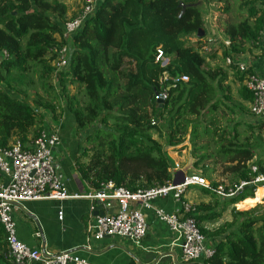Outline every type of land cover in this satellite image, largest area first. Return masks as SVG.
<instances>
[{"label": "trees", "instance_id": "1", "mask_svg": "<svg viewBox=\"0 0 264 264\" xmlns=\"http://www.w3.org/2000/svg\"><path fill=\"white\" fill-rule=\"evenodd\" d=\"M213 10L233 12L232 20L219 21L228 43L220 48L223 64L260 49L264 0H101L68 40L64 25L77 14L69 15L64 0H0V55H7L0 59V148L33 143L47 131L45 113L58 120L65 107L75 121L74 136L83 135L75 156L83 190L111 182L135 193L166 186L174 177L171 159L150 133L164 136L170 148L188 136L193 170L211 187L246 183L230 198L202 188L210 202L186 214L205 240L214 241V255L203 264H264L262 206L243 212L234 207L261 187L252 182L264 175V123L249 119L243 101L250 104L252 97L242 85L244 74L219 65L217 51L208 49L203 14ZM58 46L68 49L60 71L54 65ZM157 48L168 61L163 67L154 62ZM227 71L242 102L226 84ZM164 75L188 81L172 84ZM162 93L165 99L158 97ZM202 140H211L214 158L226 164L227 183L215 181ZM228 207L230 222L214 230L203 226ZM0 264H12L1 225Z\"/></svg>", "mask_w": 264, "mask_h": 264}, {"label": "built area", "instance_id": "2", "mask_svg": "<svg viewBox=\"0 0 264 264\" xmlns=\"http://www.w3.org/2000/svg\"><path fill=\"white\" fill-rule=\"evenodd\" d=\"M101 0H80L81 7L77 16L67 22L63 28V38L68 40L78 32L86 20L94 11ZM208 49L216 46L207 40ZM224 46H228L225 42ZM260 50L263 62V72L251 71L250 67L242 60L235 57L225 59L226 66H234L244 74L242 85L250 93L252 100L249 110L252 116L264 121V24L260 36ZM53 52L56 54V70L60 71L66 65L68 49L66 46H58ZM5 53L0 59L6 57ZM237 57V56H236ZM164 59L160 48L156 49L154 62L160 63ZM162 80L176 84L187 82L185 76L170 78L164 75ZM158 97L165 99L166 93ZM59 145V138L54 133L44 131L40 137L29 144L22 145L15 141L10 146L0 148V174L7 178L6 184H0V225L6 236L8 256L12 264H89L74 252H61L49 254L37 248H30L20 242L16 235V226L13 218L14 207L25 201L40 200H65L70 197L66 194L60 181L53 157V150ZM252 172L256 168H251ZM175 174V173H174ZM255 184L264 186V175L254 178ZM246 183L241 182L235 189H226L222 186L211 185L197 174L183 175L179 185L173 186L172 182L161 188H155L144 192H129L122 187H116L108 182L101 185L97 191H93L82 198L92 201L91 211H96L99 205L104 210L102 216H96L89 228L90 239L94 242L109 239L128 240L138 245L146 234V223L143 209H151L150 203L157 198H164L171 194L175 200H180L186 188L196 186L207 189L219 198H230L236 194ZM192 211V206L181 202L180 210L168 213L162 209H155L157 220L168 228L178 242L180 259L178 264H203L204 260L214 255V249L207 247L205 239L200 233L196 221L187 217ZM62 214L59 213V219Z\"/></svg>", "mask_w": 264, "mask_h": 264}, {"label": "crops", "instance_id": "3", "mask_svg": "<svg viewBox=\"0 0 264 264\" xmlns=\"http://www.w3.org/2000/svg\"><path fill=\"white\" fill-rule=\"evenodd\" d=\"M65 4L68 7L69 15L73 12L77 14L81 7L80 0H74V4L71 5ZM212 32H216L217 37L221 40L219 46H217L218 48L213 49V51H217L218 55V50L220 51L219 48L225 45L226 39L222 28L218 30L214 28L211 34ZM209 35L207 34V36ZM234 57L244 61L251 71L263 72L260 49L253 50L250 54ZM210 64L213 65V63ZM224 66L226 65L224 64ZM227 74L228 81L226 84L230 87L233 98L242 102L237 91L235 93L233 91L234 87H239L238 82L235 81L229 71H227ZM243 104L249 108V102L243 101ZM254 121L264 123L263 120H258L257 118ZM74 124V118L65 107L62 117L58 120L53 119L49 113H47L46 117L45 113V130L56 134L59 138V145L53 150L56 173L63 184L66 194L70 197L80 196L81 198H69L61 201H25L15 205L13 218L18 240L30 248H37L49 254L74 252L89 264H178L180 259L178 242L166 225L157 220L154 210L162 209L168 213H173L180 210L181 202H186L191 206L208 204L210 197L203 192L202 188L190 186L186 188L180 200H175L169 194L164 198H157L152 201L150 203L151 209L146 210L140 206H135L143 212L146 223V234L138 245L128 240L109 238L98 242L92 241L89 228L94 218L98 216L96 215L97 212L98 214L104 213V210L98 205L95 208L96 211H91L92 201L82 198L91 192L86 193L80 186L75 170L78 139L74 136ZM28 145L26 144V146ZM186 151L181 153L182 156L179 163L175 162L173 172L180 171L183 175H200V173L193 170V163H191ZM7 181V178L0 174V184H6ZM206 181L209 183L207 179ZM255 193L254 198H256ZM254 198L246 200H254ZM242 202L234 206L241 212L248 211L249 209H246L247 206H250V209L257 205L264 206V195L259 197L252 206L250 204L238 206ZM99 207H101L100 210L98 209ZM230 209L231 207L226 208L219 218L211 222H205L203 226L214 230L224 223L230 222ZM60 212L62 216L59 219ZM206 246L214 249V241L206 240Z\"/></svg>", "mask_w": 264, "mask_h": 264}, {"label": "rangeland", "instance_id": "4", "mask_svg": "<svg viewBox=\"0 0 264 264\" xmlns=\"http://www.w3.org/2000/svg\"><path fill=\"white\" fill-rule=\"evenodd\" d=\"M65 3H67L68 5H71V4H74V0H64ZM221 5L219 6H215V8H218L220 7ZM70 7V6H69ZM203 18H204V21L206 22V28L208 30V35L210 33V35L208 37H210V41L212 43L215 44V48H218L217 46H219V43L221 42V40L217 37V33L216 32H212L211 34V31H214V28L215 29H220L222 24L219 23L220 20H232L233 18V12L231 13H223L219 10H213V11H209V12H205L203 14ZM196 39L195 38H191L190 39V42H194ZM220 49V48H219ZM221 51V49H220ZM220 51L218 50V60H217V63L221 66H224V64L221 62V54H220ZM166 60V58H164L161 62H160V65L163 67L167 64V62H165V64H162L164 61ZM210 63H213V62H210ZM216 63V62H215ZM55 65V64H54ZM233 86V85H232ZM75 88H71L70 87V91L71 93H74ZM237 87H234V93L235 91H237ZM226 116H229L231 117L230 113L227 111L226 112ZM46 117H47V113H46ZM250 120H252V118L250 117L249 118ZM256 118L253 116V120H255ZM225 124V123H224ZM164 128H162V132H164ZM151 138L159 143L162 144V147L164 148V150L166 151L168 157L171 159L172 161V165H173V168L175 169V162L179 163V160L181 159V156L184 151H186L188 154V157L189 159L191 160V163L194 162V160L191 158L190 156V144H189V141H188V136L184 139V143H182L180 146H177L175 148H169L165 145V142H164V136L159 137L157 134H155L154 132H151ZM81 137H83L82 134H77L76 135V139H80ZM198 143H200V145H204L206 144V147H208V150L207 152L210 153V155H212V158L209 159L207 161V165L212 166L213 167V170H214V173H213V177L215 178V181L216 182H221V183H227L226 179H227V176L225 175V172L224 171V167H226V164L223 163V161L221 160H217L216 158H214V154H215V147L214 145L212 144V141H198ZM184 148V149H182ZM182 149V150H181ZM181 150V151H180ZM213 162H217L216 165H213L212 163ZM76 170V169H75ZM192 171V169H191ZM210 183V182H209ZM225 185H223L222 187H224ZM225 188V187H224ZM264 194V193H263ZM257 206H261V205H257ZM255 206V207H257ZM254 207V208H255ZM236 209V207H235ZM246 209H249L250 210V206H247ZM253 209V208H252ZM262 209L264 210V206H262ZM237 210V209H236ZM243 212V211H242ZM205 244H206V240H205Z\"/></svg>", "mask_w": 264, "mask_h": 264}, {"label": "water", "instance_id": "5", "mask_svg": "<svg viewBox=\"0 0 264 264\" xmlns=\"http://www.w3.org/2000/svg\"><path fill=\"white\" fill-rule=\"evenodd\" d=\"M203 34H204V31H203V30H200V33L197 35V37L199 38V37L202 36ZM165 62H167V59H166L162 64H165ZM138 139L144 141L147 145H151L146 139H144V138H142V137H138ZM182 178H183V173L180 172V171H179V172H176V173L174 174V177H173V180H172V184H173V186H177V185H179V183L181 182ZM262 189H263V192H264V186H263ZM98 209L100 210L101 207H99ZM96 215L102 216V215H103V212L100 213V214H98V212H97Z\"/></svg>", "mask_w": 264, "mask_h": 264}, {"label": "bare ground", "instance_id": "6", "mask_svg": "<svg viewBox=\"0 0 264 264\" xmlns=\"http://www.w3.org/2000/svg\"><path fill=\"white\" fill-rule=\"evenodd\" d=\"M264 192H263V189L262 188H259L257 191H256V198H254V200H246V201H244V202H242L240 205H238V206H247V205H251L252 206V204L254 203V202H257V199L259 198V197H261L262 195H264L263 194Z\"/></svg>", "mask_w": 264, "mask_h": 264}]
</instances>
